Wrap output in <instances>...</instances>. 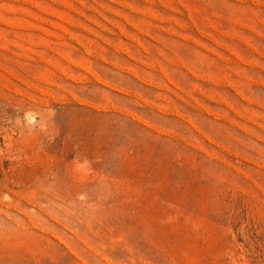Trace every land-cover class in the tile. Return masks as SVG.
Masks as SVG:
<instances>
[{
	"label": "rangeland",
	"instance_id": "1",
	"mask_svg": "<svg viewBox=\"0 0 264 264\" xmlns=\"http://www.w3.org/2000/svg\"><path fill=\"white\" fill-rule=\"evenodd\" d=\"M0 264H264V0H0Z\"/></svg>",
	"mask_w": 264,
	"mask_h": 264
}]
</instances>
